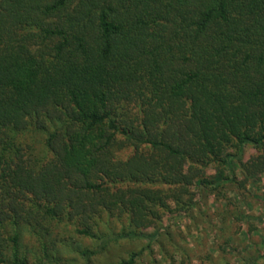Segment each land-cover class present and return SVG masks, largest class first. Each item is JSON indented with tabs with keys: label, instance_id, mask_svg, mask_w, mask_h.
I'll return each instance as SVG.
<instances>
[{
	"label": "trees",
	"instance_id": "obj_1",
	"mask_svg": "<svg viewBox=\"0 0 264 264\" xmlns=\"http://www.w3.org/2000/svg\"><path fill=\"white\" fill-rule=\"evenodd\" d=\"M263 165L264 0H0V264H75L60 227L92 264L210 196L241 230Z\"/></svg>",
	"mask_w": 264,
	"mask_h": 264
},
{
	"label": "rangeland",
	"instance_id": "obj_2",
	"mask_svg": "<svg viewBox=\"0 0 264 264\" xmlns=\"http://www.w3.org/2000/svg\"><path fill=\"white\" fill-rule=\"evenodd\" d=\"M256 152L254 151L251 157L245 161L252 160V156ZM258 170L259 174L251 175L249 180L247 179L252 190V196L249 199L250 201L254 200L255 203L243 201L235 189L225 190V193L236 199L239 211L235 212L242 217V221L247 223V229L251 227L250 223L248 224L249 221H257L260 217L262 218L260 226L264 235V165L260 166ZM239 175L241 177L240 173ZM217 197H220L221 201L222 195ZM213 198V196L204 198L203 203L193 205L190 211L179 210L171 202L172 209L164 214L162 219L143 225L137 232L138 235L123 237L117 242L109 243L102 253L93 256L92 264H113L124 258H129L133 253H137L136 264H231L232 258L238 254V251L222 237V233L231 235L230 239L236 241L242 239L243 241L240 240L239 243L244 246V251L247 252L248 246L245 245L249 243L251 246H256L260 237L259 241L255 240V237L248 240L241 238L240 227L234 222H229L232 215L225 213L224 220L222 214H219L221 205L216 204ZM196 199H199L198 194L193 195V201ZM230 210L234 211V208ZM116 230H121V227L117 226ZM46 232L49 233L46 236L47 239L50 242L53 241L50 248L53 255H59L68 260L78 257L74 261L75 264L85 262L82 257L77 256L76 250L85 249L91 245V240L83 238L71 227H60L46 230ZM263 235L261 236L262 247H264ZM21 242L25 247L27 246V249H34L39 245L37 236L31 234L30 229L25 227L22 230ZM54 243H56V247L53 246ZM247 255L255 259L254 263L250 264H264V250H260L258 253L253 250ZM233 261L236 263L237 260Z\"/></svg>",
	"mask_w": 264,
	"mask_h": 264
},
{
	"label": "crops",
	"instance_id": "obj_3",
	"mask_svg": "<svg viewBox=\"0 0 264 264\" xmlns=\"http://www.w3.org/2000/svg\"><path fill=\"white\" fill-rule=\"evenodd\" d=\"M260 221H262V218L260 217V219H258L257 221H251L253 222L256 226H257V230H253L251 235L250 236H247V223L245 221H243V228L240 230V237L245 239V240H248V239H252L251 237H255V240H258V238L260 237V241L258 243H256V246L253 245H249V243H247L245 246H248V252L249 254L253 252V250H256V252L258 253V248L259 250H264L262 247V243H261V236L263 235V230L261 229V226H260ZM229 222L233 223L234 220L231 219ZM236 222V221H235ZM237 223V222H236ZM250 223V221L248 222V224ZM222 225V224H221ZM263 225H264V220H263ZM231 235H227V238H224L225 240L226 239H229L230 243L233 247L236 248V251H238V254H236L233 258H232V262H230L231 264H250V263H254V260L255 259H252V257H250L249 255H247V251H244V246H241L239 241L242 240V239H239V240H235V239H230L232 237H230ZM264 236V235H263ZM243 241V240H242ZM212 252H215V251H212ZM233 260H237L236 263H234ZM256 263V261H255Z\"/></svg>",
	"mask_w": 264,
	"mask_h": 264
}]
</instances>
